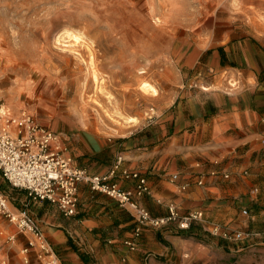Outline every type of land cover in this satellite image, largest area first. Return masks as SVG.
Here are the masks:
<instances>
[{
  "label": "crops",
  "instance_id": "0c3cea01",
  "mask_svg": "<svg viewBox=\"0 0 264 264\" xmlns=\"http://www.w3.org/2000/svg\"><path fill=\"white\" fill-rule=\"evenodd\" d=\"M244 22L219 35L215 28L199 35L183 66L202 78L182 84L168 105L171 112L152 121L156 131L132 129L85 159L93 161L89 170L96 174L108 172L121 156L123 168L149 179L152 194L137 199L155 215H166L174 202L182 214L204 210L208 221L251 236L227 240L205 222L185 229L172 222L144 227L131 249L125 241L134 238L133 213L82 184L77 215L62 214L48 201L28 208L60 252L61 264H264V22L255 14ZM212 169L218 176L198 185L199 175ZM176 172L178 182L171 177ZM114 180L127 189L136 183L119 173ZM186 181L190 185L182 191Z\"/></svg>",
  "mask_w": 264,
  "mask_h": 264
},
{
  "label": "rangeland",
  "instance_id": "374dc122",
  "mask_svg": "<svg viewBox=\"0 0 264 264\" xmlns=\"http://www.w3.org/2000/svg\"><path fill=\"white\" fill-rule=\"evenodd\" d=\"M253 14L264 22V0H0V102L15 112L11 127L31 115L89 169L87 153L132 129L150 135L182 84L202 78L184 67L200 34ZM0 183L12 208L31 207L1 174ZM26 245L0 214V264H43L34 251L25 262Z\"/></svg>",
  "mask_w": 264,
  "mask_h": 264
},
{
  "label": "built area",
  "instance_id": "2783aa9c",
  "mask_svg": "<svg viewBox=\"0 0 264 264\" xmlns=\"http://www.w3.org/2000/svg\"><path fill=\"white\" fill-rule=\"evenodd\" d=\"M0 102V174L13 187L25 192L28 207L31 203L45 201L58 207L67 216L77 215L80 207V188L88 184L94 192H101L118 200L121 206L133 213L137 221L134 238L125 243L136 248L135 238L141 236L144 227L161 228L172 222H177L183 229L193 222H205L209 231L227 240H237L251 236L250 232L233 229L227 225L208 221L204 210H190L182 214L174 202H170L166 215H155L149 211L137 198L152 194L149 179L138 170L122 167V157L119 156L114 166L106 173H92L83 166H77L72 156L66 152V147L58 145L57 133L49 127L41 126L35 119L25 114L15 124L14 131L9 127L15 119H5ZM119 173L126 180L136 181L132 189L124 188L114 180ZM226 178L228 173L223 174ZM218 176V171L212 169L201 173L197 184L205 183L206 177ZM174 182L181 178L180 173L171 175ZM190 185L186 181L179 185L184 191ZM249 214L248 209H244ZM0 214L14 222L19 231L27 237V245L22 249L25 262H29V253L36 252L43 264H61L56 250L53 248L39 220L27 209L14 210L10 206V198L0 183Z\"/></svg>",
  "mask_w": 264,
  "mask_h": 264
},
{
  "label": "bare ground",
  "instance_id": "6f19581e",
  "mask_svg": "<svg viewBox=\"0 0 264 264\" xmlns=\"http://www.w3.org/2000/svg\"><path fill=\"white\" fill-rule=\"evenodd\" d=\"M1 112H3V114H4V116H5V119H7L8 117H13L14 116V114H15V112L13 111V108H12V106H11V104L8 102L7 103V105L6 104H4L3 105V107H2V109H1ZM23 116V115H22ZM14 118V117H13ZM76 118L78 119V123L80 122L81 123V121H82V114L81 113H79V112H77V116H76ZM16 120H17V118H16ZM15 120V121H16ZM75 120V119H74ZM17 124V123H16ZM13 131L15 130V129H13L14 127H11V124H10V126H9Z\"/></svg>",
  "mask_w": 264,
  "mask_h": 264
}]
</instances>
